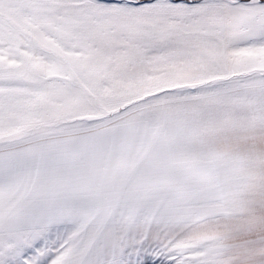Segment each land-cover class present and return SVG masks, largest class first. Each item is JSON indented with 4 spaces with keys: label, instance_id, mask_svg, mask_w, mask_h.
Masks as SVG:
<instances>
[{
    "label": "snow or ice",
    "instance_id": "6c2138e0",
    "mask_svg": "<svg viewBox=\"0 0 264 264\" xmlns=\"http://www.w3.org/2000/svg\"><path fill=\"white\" fill-rule=\"evenodd\" d=\"M0 264H264V0H0Z\"/></svg>",
    "mask_w": 264,
    "mask_h": 264
}]
</instances>
